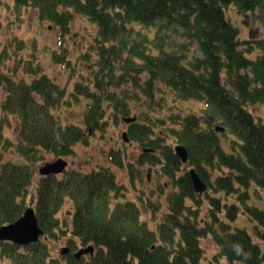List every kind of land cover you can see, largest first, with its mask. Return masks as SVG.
Wrapping results in <instances>:
<instances>
[{
    "label": "trees",
    "instance_id": "trees-1",
    "mask_svg": "<svg viewBox=\"0 0 264 264\" xmlns=\"http://www.w3.org/2000/svg\"><path fill=\"white\" fill-rule=\"evenodd\" d=\"M10 1L17 13L32 10L61 36L70 34L77 15L85 17L95 33L79 57L92 65L91 77L76 82L68 97L31 59L18 57L9 71H0V228L15 223L31 206L44 233L26 246L0 241V258L12 264H203L200 242L210 235L228 262L264 264V245L255 243L246 228L230 226L243 215L255 223L258 235L264 231V210L249 203L252 186L264 192V123L251 112L264 104V37L241 41L226 15L231 6L264 15V0ZM169 31L196 44L202 56L188 63L186 48L166 43ZM17 39H8L2 54L8 56L10 48L17 57L15 45L24 43ZM256 50L260 55L250 59ZM51 59L70 65L65 54ZM158 84L182 100L204 104L203 116L174 114L170 124L153 120L149 112L157 105ZM81 99V125H62L56 112ZM138 102L140 108L133 106ZM133 107L143 122L137 118L129 124L128 137L151 153L141 152L135 163L126 165L124 153L112 149L108 159L128 170L133 189L139 177L135 171L145 165L167 179L173 188L167 195L168 211L155 227L141 218L143 209L149 212V196L141 192L135 200H125L128 189L117 182L110 166L68 168L39 177L33 168L46 156L74 157L78 145L88 147L97 133L105 135L109 115L118 124L131 117ZM5 128L16 133V143ZM169 138L186 147L187 165L174 145L167 144ZM223 139L229 140L230 151ZM11 149L21 161H5ZM187 168H195L213 190L206 195L209 221L199 218L203 200L195 194ZM218 171L222 174L212 180ZM220 193L236 196L237 202H224ZM63 239L69 252L56 258L53 245ZM89 245L95 250L92 256L75 257L79 247Z\"/></svg>",
    "mask_w": 264,
    "mask_h": 264
},
{
    "label": "rangeland",
    "instance_id": "rangeland-1",
    "mask_svg": "<svg viewBox=\"0 0 264 264\" xmlns=\"http://www.w3.org/2000/svg\"><path fill=\"white\" fill-rule=\"evenodd\" d=\"M0 2V59L4 56L6 57L5 60H0V71H9L12 66H15V63L17 62L16 58L18 57H23L27 60L31 59L34 67L42 68V71L45 74L52 78L62 88L66 89L67 97L74 90V84H76V82L83 81V78L86 79L91 77L92 65L88 64V61H82L79 58L83 52L88 50L89 45L92 43V34L95 33V29L85 17L79 15L75 16L70 27V34L64 37L60 35L57 29H53L50 23H41L32 10H21L17 13L13 9L10 0H0ZM245 14L247 15V18H244ZM226 15L228 20L238 28L241 41L247 42L264 37V15L261 12H239L237 7L231 6L226 10ZM150 29V33L154 36L155 30H152V28ZM13 36L18 38L17 40H20L19 43L21 41L24 42L15 45L19 50L17 57L15 56V53L11 52L10 48H8V56L2 54L7 40ZM165 41L174 49H179L181 47L186 48L188 63L192 61L194 56H202V53L196 44L189 43L179 35H176L173 31H169L166 34ZM21 46L25 48H21ZM166 48L167 50H170L167 45ZM53 54H57L58 56H63L65 54L67 60L70 61V65L65 64L64 66L54 63L51 59ZM258 55H260V52L256 50L251 56H249V58L255 59ZM21 76L22 74H20L19 78ZM158 86L159 87L155 92L157 105L155 106V110L149 112V115L153 120H164L170 124L168 119L174 114H195L203 116L205 107L202 103L182 100L165 85L158 84ZM84 103L85 101L81 99L78 104H72L70 107H61V109L56 112L57 118L60 120L61 124L66 125L72 123L81 125L85 109ZM132 104L133 106L140 108L139 102ZM251 112L257 119H260L264 123V104L252 107ZM139 114V109H132L131 117H136L139 120ZM11 121L14 123L12 117ZM140 121L143 122L141 119ZM109 123L110 127L105 135L97 133L92 138L88 147L78 145L76 148V155L72 158H65L68 161V168L89 171L93 167H96V165L110 166L111 164L107 159V154L112 149L121 150L124 153V164L135 163L141 153V148L139 144L131 142L128 138L127 142L123 140V133L128 132V125L122 120H119V123L115 124L113 116L111 115H109ZM209 124L213 126L215 122L209 120ZM216 124L220 125L219 123ZM162 130L165 131L164 129ZM12 132V129H6L5 135L11 137V140L16 143V133L13 134ZM167 144L175 146L176 140L169 138ZM223 145H225L226 150L230 151L229 140L223 139ZM4 159L5 161H21V157L14 149L9 150L5 154ZM55 159L56 158L46 156L42 162L33 166L35 177L40 176V167L46 163L53 162ZM111 167L117 182L128 189L126 196L124 197L125 200H135V196H138L141 192L145 194V196H149L152 203L149 212L146 209H143V213H141L142 220L148 222L151 227H155L156 224L160 223L163 220L164 214L168 211L167 195L173 190L171 185H168L167 179L161 177L154 167L145 165L143 170L141 168L136 169L135 177H137L138 174L139 177L135 180L136 189H133L131 187L132 184L128 170H121L113 165H111ZM188 169L189 168H187V171ZM148 170L150 171L148 172ZM220 174H222L221 171L215 172L212 180ZM160 184L164 186L162 191L163 195H160ZM249 191L251 194L250 205L252 204L264 210V192L254 186H252ZM207 193L212 195L213 190L209 189ZM217 196L221 197L222 200L228 204L237 202L236 196L227 197L224 193H220ZM202 199L203 205L199 213V218L203 221H209V201L205 196ZM144 200H147V197H144ZM152 212L155 213L153 214L154 217L151 214ZM220 218L224 220V222H227L223 215H221ZM230 226L232 228L235 226L246 228L253 241L263 246L261 236L255 231V223L251 222L247 217L241 215L238 220L230 224ZM66 242L67 240L63 239L58 243H54V257L59 258L62 256L61 250L68 247ZM200 244L203 250L204 264H241L238 262H228L224 257L220 256L219 250L210 236L203 238ZM0 264L12 263L9 260L0 258Z\"/></svg>",
    "mask_w": 264,
    "mask_h": 264
},
{
    "label": "water",
    "instance_id": "water-1",
    "mask_svg": "<svg viewBox=\"0 0 264 264\" xmlns=\"http://www.w3.org/2000/svg\"><path fill=\"white\" fill-rule=\"evenodd\" d=\"M127 122H132L134 119H127ZM177 156L186 163L188 161V152L185 147L178 146L176 147ZM67 163L58 159L53 163L44 165L40 173L43 175L48 174H58L65 170ZM191 181L193 184L194 191L197 193H203L207 186L200 179L199 175L195 170L189 172ZM43 234L42 229L39 226L38 219L33 208H28L23 213L15 223L2 226L0 228V241H9L17 245H29L39 240V237ZM264 240V232L262 234ZM69 252L68 248L62 250V254L65 255ZM94 247L89 246L79 250L76 254V258H80L83 255L90 254L93 255Z\"/></svg>",
    "mask_w": 264,
    "mask_h": 264
},
{
    "label": "clouds",
    "instance_id": "clouds-1",
    "mask_svg": "<svg viewBox=\"0 0 264 264\" xmlns=\"http://www.w3.org/2000/svg\"><path fill=\"white\" fill-rule=\"evenodd\" d=\"M236 251L239 253V252H241L242 250L240 249L239 246H236Z\"/></svg>",
    "mask_w": 264,
    "mask_h": 264
}]
</instances>
